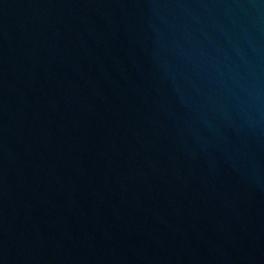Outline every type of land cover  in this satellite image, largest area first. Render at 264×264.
Wrapping results in <instances>:
<instances>
[{
    "label": "water",
    "instance_id": "water-1",
    "mask_svg": "<svg viewBox=\"0 0 264 264\" xmlns=\"http://www.w3.org/2000/svg\"><path fill=\"white\" fill-rule=\"evenodd\" d=\"M0 264H264V0H0Z\"/></svg>",
    "mask_w": 264,
    "mask_h": 264
}]
</instances>
